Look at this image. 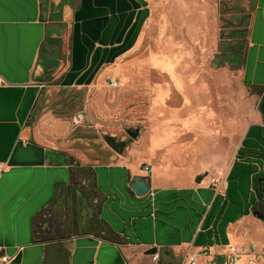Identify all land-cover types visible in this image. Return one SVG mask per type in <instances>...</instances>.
<instances>
[{
	"label": "crops",
	"instance_id": "crops-1",
	"mask_svg": "<svg viewBox=\"0 0 264 264\" xmlns=\"http://www.w3.org/2000/svg\"><path fill=\"white\" fill-rule=\"evenodd\" d=\"M220 1L0 0V264H181L202 247L223 264L229 244L264 246L253 214L264 203V0H253L241 70L257 101L249 124L200 107L208 84L197 68L217 49ZM153 75L183 107L134 111L146 121L123 155L98 141L91 157L74 147L78 129L47 97L51 82L93 92ZM77 170L91 173L96 218L42 231L43 210L80 194ZM137 177L150 192L130 188Z\"/></svg>",
	"mask_w": 264,
	"mask_h": 264
},
{
	"label": "rangeland",
	"instance_id": "rangeland-1",
	"mask_svg": "<svg viewBox=\"0 0 264 264\" xmlns=\"http://www.w3.org/2000/svg\"><path fill=\"white\" fill-rule=\"evenodd\" d=\"M252 5L253 0H221L217 49L211 57L199 58L198 73L200 78L206 80L208 84L206 98L200 107L221 112L226 122L230 119L238 121L241 115L243 117L246 114L249 124L257 106L254 92L241 82ZM140 78L141 80H133L132 84L123 87L118 80L117 88L109 86L93 92L62 90L55 82L47 85V97L51 107L58 110L61 103L66 104L68 116L62 119L70 120L74 129H78L73 141L74 147L91 157L92 152L97 151L95 146L97 141L106 144L104 133L115 135L122 140L129 138L126 133L127 128L143 129L142 125L145 124L146 119L134 117V111H177L178 108L183 107V102L173 92V85L169 84V79H160L155 75L148 80H145L144 76ZM159 86L160 90L157 91ZM194 105H197V101H194ZM91 111H93L92 116L89 115ZM81 115L84 116V123L75 124L74 120L79 121ZM232 128H234L233 125ZM235 134L233 133V136ZM181 139L179 136L171 135L167 141L169 144H174ZM133 141L130 139L129 143ZM97 146L99 147V144ZM78 172V182L82 189L80 194L74 198L69 195L58 198L60 205L55 201V206L52 205L43 210L40 215L42 231L46 232V229H51L54 224H57L58 229V225L63 221L72 223L75 219L87 221L85 217L88 218V216L96 218L99 198L92 187L91 173ZM43 226L47 228L43 229ZM263 261L264 259L261 262Z\"/></svg>",
	"mask_w": 264,
	"mask_h": 264
},
{
	"label": "built area",
	"instance_id": "built-area-1",
	"mask_svg": "<svg viewBox=\"0 0 264 264\" xmlns=\"http://www.w3.org/2000/svg\"><path fill=\"white\" fill-rule=\"evenodd\" d=\"M111 87L117 88V80L112 79L110 81ZM144 170L149 174L152 172V168L149 165H144ZM218 184V182L215 181ZM210 255V249L208 247H202L199 250L187 252L181 262V264H217L214 259L203 258ZM223 264H264V246L259 247L255 243H245L241 246L229 244L226 252L223 253ZM155 259L159 258L157 253L153 256ZM8 261L7 258H2Z\"/></svg>",
	"mask_w": 264,
	"mask_h": 264
},
{
	"label": "water",
	"instance_id": "water-1",
	"mask_svg": "<svg viewBox=\"0 0 264 264\" xmlns=\"http://www.w3.org/2000/svg\"><path fill=\"white\" fill-rule=\"evenodd\" d=\"M80 120H74L75 124H82L84 123V116L81 115ZM126 133L128 135L129 138H125L122 140H119L115 135H110L108 133H104L103 137H104V141L106 142V144L113 150L115 151L118 155H123L126 152V149L128 147L129 144V140H137L141 137L142 134V129L140 127H130L126 129ZM130 188H132L134 190V192L137 195H145L148 192H150L151 190V186L150 184L145 181L142 178H135L133 180V182L130 184ZM256 188L258 191H260L261 193L264 194V178H260L257 180L256 182ZM261 204H257L254 207L253 210V214L257 215L259 218H262L264 220V212L261 211L260 209ZM158 249L156 247H152L149 248V250H147V253H151V254H155L157 253Z\"/></svg>",
	"mask_w": 264,
	"mask_h": 264
},
{
	"label": "trees",
	"instance_id": "trees-1",
	"mask_svg": "<svg viewBox=\"0 0 264 264\" xmlns=\"http://www.w3.org/2000/svg\"><path fill=\"white\" fill-rule=\"evenodd\" d=\"M66 107H67V105L66 104H64V103H61V107H59V109L58 110H56V109H54V111H55V115L57 116V117H60V118H66L68 115V113L66 112L67 111V109H66ZM78 171V170H77ZM77 171H73V173H72V180H71V186L70 187H72V188H75V179L78 177V173H77ZM165 253H166V251H165ZM168 253V252H167Z\"/></svg>",
	"mask_w": 264,
	"mask_h": 264
},
{
	"label": "flooded vegetation",
	"instance_id": "flooded-vegetation-1",
	"mask_svg": "<svg viewBox=\"0 0 264 264\" xmlns=\"http://www.w3.org/2000/svg\"><path fill=\"white\" fill-rule=\"evenodd\" d=\"M261 211L264 212V203H261V207H260ZM54 234H57L56 231L54 232ZM55 236V235H54Z\"/></svg>",
	"mask_w": 264,
	"mask_h": 264
}]
</instances>
